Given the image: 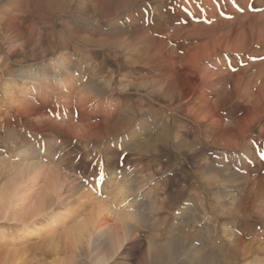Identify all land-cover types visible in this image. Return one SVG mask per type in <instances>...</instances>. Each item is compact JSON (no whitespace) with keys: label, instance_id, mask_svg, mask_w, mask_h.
Masks as SVG:
<instances>
[{"label":"rangeland","instance_id":"obj_1","mask_svg":"<svg viewBox=\"0 0 264 264\" xmlns=\"http://www.w3.org/2000/svg\"><path fill=\"white\" fill-rule=\"evenodd\" d=\"M262 155L264 0H0V189L33 160L57 177L54 196L67 205L79 188L108 202L142 183L131 210L113 202L125 219L97 222L133 224L113 264H144L145 234L165 232L152 228L156 211L164 198L175 211L178 190L187 194L194 179L197 221L180 224L179 259L202 252L244 264L245 243L264 235ZM150 173L165 179L162 189L143 180ZM0 222L6 264L7 251L21 247ZM44 237L29 243L57 247ZM35 251L13 264L56 258Z\"/></svg>","mask_w":264,"mask_h":264},{"label":"bare ground","instance_id":"obj_2","mask_svg":"<svg viewBox=\"0 0 264 264\" xmlns=\"http://www.w3.org/2000/svg\"><path fill=\"white\" fill-rule=\"evenodd\" d=\"M32 74H35V72ZM167 146L168 145H166V147ZM158 149L160 150V148ZM69 151L71 152V150ZM42 164L43 163L37 160L24 162L23 165L18 169L17 175L12 177L10 184L6 185V188L4 189H0V221H6V230L11 233L12 237H15V241L12 244L15 246L17 244L19 247H21L19 249L13 248L7 251L8 257L6 264H13L17 255L19 256V254H25L34 250H36V253L39 252L44 257L55 255L56 258L50 264H113L117 257L127 252L125 248L129 243L128 240L134 234L132 228L133 224L127 225L126 227H111L109 225H97V222L102 220L104 214L114 215L115 217H119V219L120 217L124 216L125 219L126 215H123L124 210H122V212L119 207L124 206V208L126 207L127 210H131L132 207H135L138 200L141 199L137 193L138 190L144 188L142 183H132V185L129 187H122V189L124 188L126 191H122V189H120L122 191L121 193H123L121 196H119L120 194L118 195L117 193L107 195L109 198V201L107 198L108 202H106V200H102L99 195L97 196L90 192H83L82 188H79L75 191V194H73L75 200L71 202V205H67V203L63 201V196H59L58 199L55 198L54 193L56 195L57 190L59 189H57V177L52 173H49V170L47 172L46 168L42 167ZM17 167H19V165H17ZM155 175L156 174L154 173H150V176L148 174L149 177L147 176V178H144L143 180L145 182L150 181L153 184V187L151 188L152 190L154 188H156V190H158V188L162 189L160 185L161 183H165V179L164 182H160L155 179ZM194 177H197L195 173ZM116 178L117 181H119V177H114L115 180ZM127 179L128 181H133L135 178L133 179V176L131 177L129 175ZM191 183V189L187 194L185 193L186 191L183 186V188H180L178 192L176 191L177 196L174 197L175 211H172L171 208L166 209L167 206L163 204L165 203V198L161 203L162 205H160L158 208V211H156L158 214L152 223V228L158 230L160 234H162V231L165 232L162 234V236L160 235V237L154 236L153 233L145 234V236L149 238V245L147 246L144 253L146 257L143 259L144 264H223L220 262V260L207 259L205 256H203L204 254L202 252H200L202 255L199 253V257H197L194 252L188 261H182V259H179L181 245L176 239V234L181 231V229L179 230L180 224L186 219H190L191 222L194 223L197 221L196 216L193 214V210L195 211L196 208V206L194 208V201H197L195 193H197V189L199 188H197L198 180L194 179ZM118 184L119 183H117V185ZM117 188L120 187L117 186ZM60 192L61 191H59V193ZM156 197L158 198V196ZM182 198H185L184 202L182 201ZM170 199L168 201H170ZM113 202L120 204V206H113ZM87 205H92L93 208L91 210L89 209L90 211L88 213H83L82 210L85 211ZM50 224H52V230L48 229ZM195 227L197 226L195 225ZM59 228H62V230L59 231ZM184 230H186V228ZM63 235L68 237L69 240L68 243H66V247H63L60 244ZM44 236H46V242L52 245L55 244L57 247L53 248L52 246L47 247L44 244L41 245L29 243V241L34 237L37 238ZM260 237L261 238L258 241L254 239L251 242L245 243L244 264H258L264 262V235ZM236 245H238V243ZM231 247L228 249V253L230 255L231 251L233 252ZM64 252H66V254L70 252V260L60 258V255ZM236 255L238 254H235V256ZM241 257H243V255ZM118 264H121V262Z\"/></svg>","mask_w":264,"mask_h":264},{"label":"snow or ice","instance_id":"obj_3","mask_svg":"<svg viewBox=\"0 0 264 264\" xmlns=\"http://www.w3.org/2000/svg\"><path fill=\"white\" fill-rule=\"evenodd\" d=\"M261 158L264 159V155H262ZM95 175L100 177L102 187H106L107 186V181L109 179V174L104 169H101ZM112 175H113V177H118L121 174L120 173H113Z\"/></svg>","mask_w":264,"mask_h":264}]
</instances>
